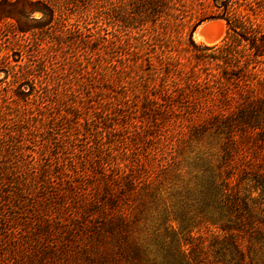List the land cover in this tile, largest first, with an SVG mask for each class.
I'll return each instance as SVG.
<instances>
[{
    "label": "rangeland",
    "instance_id": "1",
    "mask_svg": "<svg viewBox=\"0 0 264 264\" xmlns=\"http://www.w3.org/2000/svg\"><path fill=\"white\" fill-rule=\"evenodd\" d=\"M64 12L70 23L88 29L102 26L103 36L125 37L126 43L125 31L114 20L101 16L94 5L81 3ZM207 23L192 34L197 50L189 48L187 26L173 51L182 64V74L195 73L193 79L201 87L191 86L189 98L171 109L154 110L145 108L138 85L125 76V110L120 115L112 107L108 111L113 113L111 125L117 122L115 134L108 132L106 114L96 116L97 110L88 108L90 94L76 84L82 73L96 65L89 63L85 50L64 45L55 54L47 37L24 41L25 37L15 39L0 29V121L3 133L14 137L10 145L18 148L10 166L18 176L14 181L23 183L25 192L16 204L1 200L0 264H154L170 242V225L181 240L188 231L194 235L204 231L192 220H187L183 231L174 217L192 211L189 216H195L193 190L203 173L202 161L213 157L216 164L221 160L224 138L234 137L238 146L233 184L240 175L251 179L258 170L264 173L262 131L239 127L230 133L210 125L219 113L235 111L245 96H240V83L225 81L224 77L229 79L227 67L213 58L221 55L227 35L225 22L208 26L203 37H197L195 33ZM112 57L115 61L117 56ZM40 60L50 71L66 73L68 81L75 84L73 95L60 91L61 100H56L51 110L37 100L26 104L14 91L15 82L23 81L22 75ZM250 73L253 83L254 75L263 79L264 64ZM253 96L264 97V89L258 88ZM21 124L24 129L17 135L14 131ZM97 142L103 146L93 150ZM245 156L249 160L246 165ZM130 179L137 185L126 190L125 182ZM254 185L244 180L239 189L264 220V197ZM125 214L130 215L133 234L141 245L139 253L127 249ZM106 217H123V224L108 233L102 226Z\"/></svg>",
    "mask_w": 264,
    "mask_h": 264
},
{
    "label": "trees",
    "instance_id": "2",
    "mask_svg": "<svg viewBox=\"0 0 264 264\" xmlns=\"http://www.w3.org/2000/svg\"><path fill=\"white\" fill-rule=\"evenodd\" d=\"M81 3L94 5L101 16L119 24L125 31L126 43L125 37L123 40L117 35L103 36L102 26L88 29L78 22L70 23L64 11L79 7ZM212 20L224 21L227 28L221 55L213 58L227 67L229 79L224 77L225 81L240 83V96L245 97L235 111L219 113L210 125L230 133L239 127L260 130L264 136V97L253 96L258 88L264 89V78L254 75V83L249 79L253 75L250 71L264 64V0H0V29L11 33L13 38L25 37L24 41L35 39L37 42L47 37L55 54L64 45L85 50L84 54L91 60L89 63L96 65L82 73L76 84L90 94L88 108L96 109V116L106 114L104 122L110 123L108 132L111 134L117 132V122L111 125L113 113L108 111L112 107L120 115L125 110V76L138 85L137 93L145 108L154 110L171 109L176 102L189 98L193 93L191 86L201 87L193 79L197 76L195 73H192L194 76L182 74V64L173 51L187 26L190 27L189 48L197 50L199 47L192 34L200 24ZM40 61L22 75L23 81L15 82L14 91L16 98L26 104L37 100L44 109H50L56 100H61L59 95L63 91L73 95L75 84L68 81L66 73L50 71L44 61ZM22 126L14 133H22ZM11 136L3 133L0 121V203L1 200L7 203L14 200L16 204L25 192L23 183L14 181L18 176L10 166V158L18 149L15 144L14 147L10 145V139L14 138ZM233 138L229 135L222 141L221 160L216 164L211 156L209 161L207 158L202 161L203 173L193 190L195 216H189L192 211L174 217L183 231L187 228V220L195 221V227L203 226L204 231L196 235L188 231L181 240L175 236L176 228L170 225L167 236L170 242L163 246L154 264H264V220L258 217L249 197L243 196L239 189L242 181L250 180L264 197V173L258 170L251 179L240 175L236 184L231 182L233 171L238 167L234 159L238 146ZM101 144L97 142L93 150L103 146ZM245 170L243 168L242 172ZM136 185L132 179L125 182L126 190H133ZM12 186L16 188L10 190ZM102 205H106V201ZM129 219L130 215L125 214L127 249L139 253L141 245L137 243ZM122 221L123 217H106L103 230L113 233Z\"/></svg>",
    "mask_w": 264,
    "mask_h": 264
},
{
    "label": "bare ground",
    "instance_id": "3",
    "mask_svg": "<svg viewBox=\"0 0 264 264\" xmlns=\"http://www.w3.org/2000/svg\"><path fill=\"white\" fill-rule=\"evenodd\" d=\"M216 21H217V20H216ZM223 23H224L223 21H218V22L211 21L210 23H207V24H204L203 26H201V27L199 28V30L195 33V35H196L197 37H203V32H204V30L207 29L208 26H210V25H215V24H223ZM199 39H200V38H199ZM216 39H218V38H216ZM203 40H204V39H203ZM206 43L211 44V43H213V40H206Z\"/></svg>",
    "mask_w": 264,
    "mask_h": 264
},
{
    "label": "water",
    "instance_id": "4",
    "mask_svg": "<svg viewBox=\"0 0 264 264\" xmlns=\"http://www.w3.org/2000/svg\"><path fill=\"white\" fill-rule=\"evenodd\" d=\"M212 21H216V20H212ZM207 22H211V21H207ZM207 22H206V23H207Z\"/></svg>",
    "mask_w": 264,
    "mask_h": 264
}]
</instances>
